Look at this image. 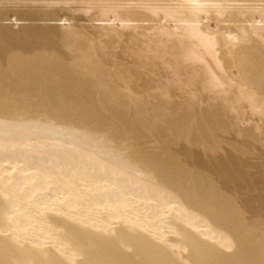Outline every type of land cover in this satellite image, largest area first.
I'll use <instances>...</instances> for the list:
<instances>
[{
  "label": "bare ground",
  "instance_id": "6f19581e",
  "mask_svg": "<svg viewBox=\"0 0 264 264\" xmlns=\"http://www.w3.org/2000/svg\"><path fill=\"white\" fill-rule=\"evenodd\" d=\"M0 264H264V0H0Z\"/></svg>",
  "mask_w": 264,
  "mask_h": 264
},
{
  "label": "rangeland",
  "instance_id": "374dc122",
  "mask_svg": "<svg viewBox=\"0 0 264 264\" xmlns=\"http://www.w3.org/2000/svg\"><path fill=\"white\" fill-rule=\"evenodd\" d=\"M54 24V23H53ZM11 26L13 27V28H15L16 27V25L14 26V24H11Z\"/></svg>",
  "mask_w": 264,
  "mask_h": 264
}]
</instances>
